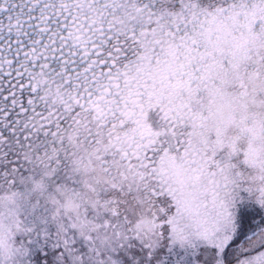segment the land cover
<instances>
[{
    "label": "snow or ice",
    "instance_id": "obj_1",
    "mask_svg": "<svg viewBox=\"0 0 264 264\" xmlns=\"http://www.w3.org/2000/svg\"><path fill=\"white\" fill-rule=\"evenodd\" d=\"M0 264H264V0H0Z\"/></svg>",
    "mask_w": 264,
    "mask_h": 264
}]
</instances>
